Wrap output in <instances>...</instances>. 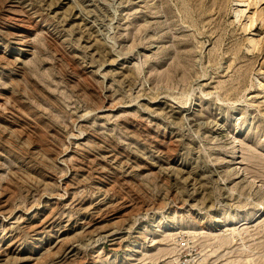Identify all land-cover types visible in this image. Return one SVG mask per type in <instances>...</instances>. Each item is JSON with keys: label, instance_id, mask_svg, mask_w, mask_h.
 <instances>
[{"label": "rangeland", "instance_id": "374dc122", "mask_svg": "<svg viewBox=\"0 0 264 264\" xmlns=\"http://www.w3.org/2000/svg\"><path fill=\"white\" fill-rule=\"evenodd\" d=\"M250 1L0 0V264H264Z\"/></svg>", "mask_w": 264, "mask_h": 264}, {"label": "bare ground", "instance_id": "6f19581e", "mask_svg": "<svg viewBox=\"0 0 264 264\" xmlns=\"http://www.w3.org/2000/svg\"><path fill=\"white\" fill-rule=\"evenodd\" d=\"M235 1H236V3L239 2L240 4H241V3H244L243 5H245V3L247 2V5H248V1H249V0H235ZM258 1L261 2V1H263V0H255V1H254L255 4H256ZM251 2H252V0L250 1V5H251ZM254 2H253V3H254ZM240 4H237V6H240ZM255 4H254V5H255ZM254 5H253V6H254ZM244 7H245V6H244ZM245 9H246V7H245ZM245 9H243V7H242V9L236 7L235 10H234V11H235V16L240 17V20H241V16L244 14ZM261 9H262V8H261ZM255 10H256V9H255ZM258 13H259V11H258ZM261 13H263V12H261ZM254 14H255V13H254ZM256 14H257V13H256ZM252 15H253V13H252ZM252 15H251V16H252ZM260 15H261V14H260ZM244 16H246V15H244ZM257 16H259V15H257ZM263 16H264V15H263ZM253 17H254V15H253ZM259 17H260V16H259ZM259 17H257V18H259ZM244 18H245V17H244ZM251 18H252V17H251ZM257 18L255 17V18H253V20H252L250 23L248 22L249 25H250V27H251L252 25L255 24L254 21H257V20H256ZM261 19H262V17H261ZM261 19H260V20H261ZM262 21H264V18H263ZM243 24H244V23H243ZM245 24H246V23H245ZM245 24H244V25H245ZM263 24H264V23H263ZM249 25H247V26H249ZM247 26H243L242 28H245V29H243V30L246 31ZM251 28H252V27H251ZM249 41H250V45H251V46L256 45L257 48H259V46H260L259 43H260V42L258 41V39H256L255 36H254V37H253V36L250 37ZM261 44H262V43H261ZM251 46H249V47H251ZM255 49H256V47H255ZM258 50H260V49H258Z\"/></svg>", "mask_w": 264, "mask_h": 264}]
</instances>
